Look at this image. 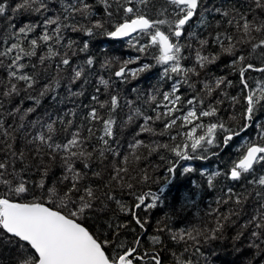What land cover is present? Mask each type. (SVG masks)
<instances>
[{"label": "snow or ice", "instance_id": "6c2138e0", "mask_svg": "<svg viewBox=\"0 0 264 264\" xmlns=\"http://www.w3.org/2000/svg\"><path fill=\"white\" fill-rule=\"evenodd\" d=\"M0 264H264V0H0Z\"/></svg>", "mask_w": 264, "mask_h": 264}, {"label": "trees", "instance_id": "16d2710c", "mask_svg": "<svg viewBox=\"0 0 264 264\" xmlns=\"http://www.w3.org/2000/svg\"><path fill=\"white\" fill-rule=\"evenodd\" d=\"M99 45L101 48H109L110 49V54L114 55H129L131 53V50L127 49L120 43H112L111 38H105V37H100L97 38V40L94 42V46ZM156 76V70H153L151 74L146 75L144 78L140 79L138 82L133 81L132 82V87H139V88H144L148 85L149 81H154ZM84 102L87 103V99H84ZM30 103V102H28ZM53 102L51 98L46 99L43 104L44 105H51ZM68 107H71L70 104L67 105ZM184 163V162H182ZM187 163H192L194 167L199 169L200 166L207 167L210 169H215L217 161H215L212 158H209L207 161H196V162H187ZM55 175H59V170L58 169H53ZM161 179L163 178L164 171L163 169L160 170V172L157 174ZM191 181H196V183L201 182V176L199 173V170L191 173V174H183L181 175L179 173V170L177 172V176L172 179L171 184L169 185L168 188H165V190L160 193L163 203L159 204L157 208L153 209L151 212V220H150V225L154 223L155 219L162 216L165 212L169 211V205L173 203V199L180 197L176 202L177 204L183 203L182 199V194L184 192H188L189 195L193 198L196 199L194 195H192L193 192L197 191L195 188V185L191 183ZM153 190H157L159 187H163V185H151ZM200 199L197 200V205L199 208L203 209L211 200L214 196V192L211 189H200ZM211 193V195H209ZM188 211L191 212L192 214H195L197 208L194 206H187ZM149 232H151V227L148 229ZM226 260H232V256H226Z\"/></svg>", "mask_w": 264, "mask_h": 264}]
</instances>
